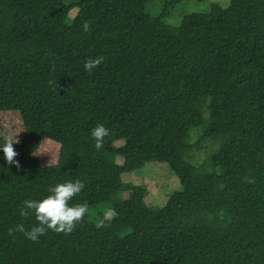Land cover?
<instances>
[{"label": "trees", "instance_id": "obj_1", "mask_svg": "<svg viewBox=\"0 0 264 264\" xmlns=\"http://www.w3.org/2000/svg\"><path fill=\"white\" fill-rule=\"evenodd\" d=\"M150 1L0 0V140L15 136L19 161L0 149V264H264V0L179 26ZM153 163L181 183L159 207L122 180ZM74 179L85 187L69 203L89 211L71 233L15 230L38 223L24 200Z\"/></svg>", "mask_w": 264, "mask_h": 264}, {"label": "clouds", "instance_id": "obj_2", "mask_svg": "<svg viewBox=\"0 0 264 264\" xmlns=\"http://www.w3.org/2000/svg\"><path fill=\"white\" fill-rule=\"evenodd\" d=\"M83 28L85 31L88 30L89 25L87 22H85ZM100 63V57L87 59L84 62V69L91 72ZM90 135L94 140L95 148L100 149L103 146L104 138L109 135V129L104 124L98 123L92 128ZM16 142L15 136L10 134L0 140V149H2L9 165L15 164L19 167V161L14 159L17 156V152L13 147ZM84 187L85 184L81 179L65 180L51 186L48 194L41 199L24 200L19 215L27 217L34 214L38 223L32 226L30 230H26L23 224H18L15 230L24 233L26 238L34 242L38 241L40 236L45 235L48 230L56 233H71L77 222L81 221L89 211L87 203H69ZM115 215L116 212L112 208L104 210L99 225L111 221ZM12 231V229L9 230L10 234Z\"/></svg>", "mask_w": 264, "mask_h": 264}, {"label": "rangeland", "instance_id": "obj_3", "mask_svg": "<svg viewBox=\"0 0 264 264\" xmlns=\"http://www.w3.org/2000/svg\"><path fill=\"white\" fill-rule=\"evenodd\" d=\"M77 0H69V3ZM230 0H151L147 6V11L154 17L162 16V21L166 24L179 26L186 14L194 12H209L214 4L226 7ZM78 9L75 8L70 13L72 19ZM199 131L194 130L192 141L198 139ZM116 146L124 145V141H117ZM211 152V147L203 145L201 151L194 152V160L201 161ZM122 180L126 183L142 185L145 187L146 196L144 198L148 206H164L167 203L169 195L179 190L181 183L179 178L164 163L148 164L142 169L122 174ZM123 197L128 198L129 192H124ZM99 224V221H98Z\"/></svg>", "mask_w": 264, "mask_h": 264}]
</instances>
